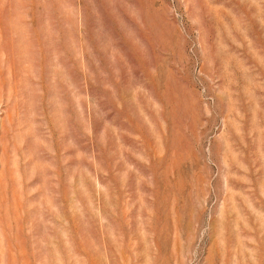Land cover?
Returning <instances> with one entry per match:
<instances>
[{
  "label": "rangeland",
  "instance_id": "rangeland-1",
  "mask_svg": "<svg viewBox=\"0 0 264 264\" xmlns=\"http://www.w3.org/2000/svg\"><path fill=\"white\" fill-rule=\"evenodd\" d=\"M0 264H264V0H0Z\"/></svg>",
  "mask_w": 264,
  "mask_h": 264
}]
</instances>
